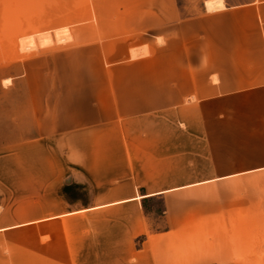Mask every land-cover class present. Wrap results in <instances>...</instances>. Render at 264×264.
I'll list each match as a JSON object with an SVG mask.
<instances>
[{
	"label": "crops",
	"instance_id": "1",
	"mask_svg": "<svg viewBox=\"0 0 264 264\" xmlns=\"http://www.w3.org/2000/svg\"><path fill=\"white\" fill-rule=\"evenodd\" d=\"M84 2L56 27L63 46L0 76V150L43 164L25 174L40 180L41 258L264 264V0L192 14L178 0ZM145 199L162 200L161 229Z\"/></svg>",
	"mask_w": 264,
	"mask_h": 264
},
{
	"label": "rangeland",
	"instance_id": "2",
	"mask_svg": "<svg viewBox=\"0 0 264 264\" xmlns=\"http://www.w3.org/2000/svg\"><path fill=\"white\" fill-rule=\"evenodd\" d=\"M184 11L188 14L202 9L205 1L210 9L224 5L223 0H178ZM248 0H226L234 5ZM84 11L87 3L84 0H0V76L9 73H20L19 63H10L19 60L28 54H35L46 49H55L63 46V43L71 36L67 29L56 27L69 25L73 22L74 7ZM80 7V8H79ZM15 29L16 35L8 33L9 29ZM14 45L16 56L14 57ZM11 46V50L9 47ZM13 47V48H12ZM3 84L7 82L3 80ZM8 132H1V135ZM20 132H17V135ZM26 147L19 145L10 150H0V155L16 153L11 160L0 162V224H6L0 230V264H46L41 258L43 250L41 243L40 222L29 223V218H35L41 214L40 210H34L40 201V180L26 179L25 174L30 171H39L42 167L40 154L35 155L29 161L26 157ZM206 150V149H205ZM39 151V149H38ZM56 168V163H50L49 169ZM33 183V184H32ZM33 191V194L31 192ZM215 195L211 196L210 198ZM244 197V196H241ZM247 198V195L245 196ZM207 199V198H206ZM194 202H200L195 200ZM208 202V201H207ZM215 202V200H209ZM3 206H5L4 209ZM33 208V210H31ZM196 208V207H195ZM163 211L161 199H152L148 203V213L153 229H161L163 223L159 215ZM204 215L227 214L232 217L248 212L237 211H203ZM194 214L201 217V211L195 210ZM258 219L264 218V212H257ZM264 228H258V248L264 246ZM45 242V246H46ZM51 262V260H49Z\"/></svg>",
	"mask_w": 264,
	"mask_h": 264
},
{
	"label": "trees",
	"instance_id": "3",
	"mask_svg": "<svg viewBox=\"0 0 264 264\" xmlns=\"http://www.w3.org/2000/svg\"><path fill=\"white\" fill-rule=\"evenodd\" d=\"M148 203H149V200H148V199H145V200H144V205H145V207H146V210L148 209Z\"/></svg>",
	"mask_w": 264,
	"mask_h": 264
}]
</instances>
